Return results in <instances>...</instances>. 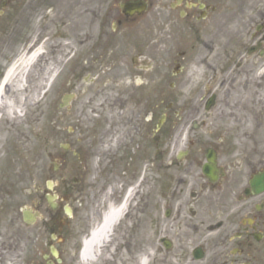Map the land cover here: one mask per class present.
<instances>
[{"label": "flooded vegetation", "instance_id": "1", "mask_svg": "<svg viewBox=\"0 0 264 264\" xmlns=\"http://www.w3.org/2000/svg\"><path fill=\"white\" fill-rule=\"evenodd\" d=\"M34 43L76 197L0 186V264H74L108 209L110 264H264V0H0V77Z\"/></svg>", "mask_w": 264, "mask_h": 264}, {"label": "rangeland", "instance_id": "2", "mask_svg": "<svg viewBox=\"0 0 264 264\" xmlns=\"http://www.w3.org/2000/svg\"><path fill=\"white\" fill-rule=\"evenodd\" d=\"M35 70V72L30 74V91L32 96L36 86L42 85L41 79L38 77V73H42L38 69ZM42 88L37 86L36 96L31 98L30 103L26 102V122H18L17 120H14L9 123H4L3 128L8 129V131L6 130L8 134H4L1 138V145L3 148L0 153V185L3 182L10 183L7 177L8 173L13 171L14 180L16 181L14 185L20 184L21 187V203L24 202L28 207L32 206V204L28 202L31 197L34 196L35 189L45 185L43 171L50 173L51 175L48 177V174L46 180L51 178L53 174L52 168L55 163L60 165V163L65 162L64 165L70 166H63V168L70 170L72 172V177L79 175L77 171L79 161L73 157H68L67 159L60 151L59 144L61 143L62 135L61 130L58 127L60 122H56L55 112L54 116L52 114L50 115V107L53 109L55 106L54 103L52 104L51 100H56V96L58 95L55 90H52L51 92L48 90L47 93L44 94ZM58 91L60 92L59 89ZM50 93H53L51 97H49ZM57 101H59V99ZM61 172L62 171L60 170L59 173L49 180H53L54 183L58 184V178ZM27 188H31V195H28L26 192ZM61 196L62 194L59 196L60 199ZM92 208L93 205L91 204V213ZM85 223L86 227L90 224L89 222L87 223V221H85ZM87 229L83 234L87 233ZM105 261L106 259H102V264H105ZM74 264H80L79 259Z\"/></svg>", "mask_w": 264, "mask_h": 264}, {"label": "bare ground", "instance_id": "3", "mask_svg": "<svg viewBox=\"0 0 264 264\" xmlns=\"http://www.w3.org/2000/svg\"><path fill=\"white\" fill-rule=\"evenodd\" d=\"M32 53L29 58L19 61L20 63H15L7 73L0 79V127L4 123H9L14 119V117H5V108L8 106L10 112L15 113L16 108L24 106L26 102L30 103L31 98L37 94V86L39 88L42 86L46 87L48 80H42V85H37L36 89L31 94V85L23 87L21 83V76L28 66H31L34 61L42 53V46L40 44H33L31 46ZM30 77V75H29ZM52 76L49 80H52ZM33 92V91H32ZM6 115V114H5ZM7 135L6 130L0 131V153L2 152L1 138L3 135ZM121 209L114 210L108 209L101 219L100 222L93 224L89 235L85 238L83 243V248L80 253V264H95L97 260L102 259L103 252L112 247V243L107 247L108 240L110 238L111 229L115 221L121 215ZM110 251V250H109ZM106 256V255H105Z\"/></svg>", "mask_w": 264, "mask_h": 264}]
</instances>
